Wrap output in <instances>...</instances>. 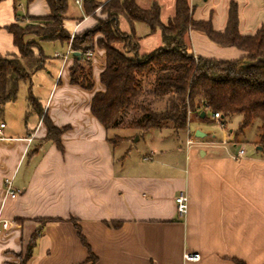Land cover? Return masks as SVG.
I'll use <instances>...</instances> for the list:
<instances>
[{
	"label": "crops",
	"instance_id": "0c3cea01",
	"mask_svg": "<svg viewBox=\"0 0 264 264\" xmlns=\"http://www.w3.org/2000/svg\"><path fill=\"white\" fill-rule=\"evenodd\" d=\"M70 1L66 26L72 33L90 29L95 18L86 15L84 5L85 15L80 17ZM137 2L143 8L158 3L164 23L175 15V0ZM232 2L238 4L241 34L253 35L264 27V0H189L193 17L210 20L217 31L226 29ZM50 13L47 0L0 1V55L18 52L8 25ZM125 20L120 28L129 32ZM135 30L141 37L140 54L148 53L144 47L152 51L163 44L159 29L151 33L146 24L137 22ZM187 41L196 56L232 60L245 54L236 47L217 45L198 31H190ZM52 43L56 51L52 57L44 52L45 68L32 74L27 85L18 128L2 120L0 218L10 221V227L0 233V264L18 263L17 255L44 218L56 220L43 226L26 264H93L71 217L78 220L98 264H237L235 259L264 264V147L259 140L254 152L245 150L238 159L236 133H225L220 141L189 137L182 144L161 136L145 145L142 155L124 147L117 153V147L132 138L122 136L113 143L111 129L91 111L94 95L105 90L101 82L105 50L98 46L92 50L94 86L88 90L71 83L74 55L68 44ZM38 74L40 82H48L43 98L34 89ZM30 94L54 125L67 127L61 135L62 150L47 139V128L31 107ZM7 178L20 190L18 195H5ZM181 191L189 196L184 216H179L175 202ZM112 221L121 225L109 226ZM186 253L201 258L189 261Z\"/></svg>",
	"mask_w": 264,
	"mask_h": 264
},
{
	"label": "trees",
	"instance_id": "16d2710c",
	"mask_svg": "<svg viewBox=\"0 0 264 264\" xmlns=\"http://www.w3.org/2000/svg\"><path fill=\"white\" fill-rule=\"evenodd\" d=\"M2 1V0H0ZM31 1V0H30ZM51 13L29 17L35 23L23 25L21 20L7 26L13 35L17 53L0 55V122L6 105L16 100L20 83L31 81L35 72L45 68L48 57L40 43L26 41L35 35L41 41L70 42L72 31L66 26L67 0H47ZM101 7L106 18L95 17ZM86 15L96 19L90 29L74 33L71 49L74 55L70 67V80L74 85L92 89V60L87 56L95 46L106 52V67L101 73L105 90L94 95L91 104L93 115L107 128L134 129L139 137L153 129L169 128L178 135L187 130L193 120L207 119L208 112L219 113L222 119L234 114L242 116L240 130L259 121V144L264 147V27L253 35L239 31L238 4L232 2L226 29L217 31L210 20H196L189 0H175V15L167 23L161 20V6L153 3L141 7L137 0H107L99 3L85 0ZM130 24V31L120 28V17ZM146 24L153 33L160 30L163 44L151 52L140 54L141 37L135 23ZM190 31L205 34L213 43L236 47L244 51L237 59H217L194 55L187 36ZM95 36H99L95 42ZM118 44H123L119 47ZM31 107L42 117L47 128V139L63 149L61 135L67 127H57L30 94ZM204 112V117L201 113ZM222 123H226L222 120ZM113 143L117 139H110ZM54 218L39 219L21 253L19 264H26L33 255L43 226ZM82 243L88 248V260L98 264L97 257L84 237L78 220L71 217ZM119 227L120 221L107 223ZM237 264H245L235 259Z\"/></svg>",
	"mask_w": 264,
	"mask_h": 264
},
{
	"label": "rangeland",
	"instance_id": "374dc122",
	"mask_svg": "<svg viewBox=\"0 0 264 264\" xmlns=\"http://www.w3.org/2000/svg\"><path fill=\"white\" fill-rule=\"evenodd\" d=\"M147 1L148 0H140L141 3H144ZM70 3H71L69 4L70 8L73 9L74 12L79 14L80 17L85 15L83 11V5L82 6L76 5L74 3V0H71ZM95 15H96L95 17L97 18H101V19L106 18V14L102 12L101 7L95 10ZM125 21H126L125 18L121 16L120 25L122 24V26H124ZM21 22L23 25H25V24L35 23L36 21L28 17L24 19L23 21L21 20ZM95 22H96V19H95ZM28 37L33 38L32 40H28V42L35 41V42L40 43L41 41L37 36L32 35V34L27 35L26 39ZM98 37L99 36H95V42L97 41ZM149 39L152 41V39H155V36H152ZM118 46L123 47V44H118ZM42 48L44 52L50 57H52V54L56 51V45L48 41H46V43L45 42L42 43ZM142 49L145 52L151 51L150 49L149 51H147L148 49L146 50L145 47ZM44 72L45 70L42 71L41 73H44ZM40 77H41L40 74H38L35 77L34 89L43 98V94L47 88L48 82L47 80L40 82L39 81ZM28 83L30 85L29 81H22L20 83L19 93H18L16 100L6 105L5 111L2 115V120H5L9 127L18 128L20 124V113L22 112V110H25L26 108L25 101L28 96V86H27ZM222 120L226 122L225 126L222 125ZM241 122H242V116L240 114H234L229 118L222 119L221 117L215 118L211 112H208L207 119H204V120L197 119L191 122L190 124L191 133H188L187 130H183L179 132L178 135H176L175 133H173V130L166 128L161 131L159 129H153V130L148 131L145 135H143V137H139L137 135V132L134 129L119 128V129H111V134L114 137V139H117V140L122 139V136H126V135L132 138V139H128L122 142L120 146L117 147V150H116L117 153L119 149H122V147H124L125 150L131 149L132 153H137V154L142 155L146 151L145 145H148L149 143L153 142L154 140H156L157 138L161 136H167L169 138H174L176 142H180V144H182V142H186V140L189 139V137L193 138L196 141H209L212 138L220 141L224 139L225 133L227 134L236 133L237 139H238L237 141H239V143L235 148L239 150L240 148L244 147L245 150L248 152V154H250V152L252 153L255 151V143L259 140V129H258L259 121H255L250 126L243 129V131L240 130ZM197 130L201 131L205 135L202 137H197L195 135ZM137 138H140V139L137 140ZM261 153L262 155H264V150ZM40 226H41V223L38 222V228ZM27 242L28 241H26V244ZM21 253L23 254L25 253L24 249L22 252H20L17 255V258H18L17 264L20 263L21 257L19 255Z\"/></svg>",
	"mask_w": 264,
	"mask_h": 264
},
{
	"label": "built area",
	"instance_id": "2783aa9c",
	"mask_svg": "<svg viewBox=\"0 0 264 264\" xmlns=\"http://www.w3.org/2000/svg\"><path fill=\"white\" fill-rule=\"evenodd\" d=\"M76 3L79 5V6H82L84 5V1L85 0H75ZM73 36H74V33L72 34V37H71V40H70V43L68 44V52H72V49H71V42H72V39H73ZM94 55L93 51H88L87 53V56L89 58H92ZM55 56H60V54L56 53ZM67 55H65L64 57H66ZM214 117L215 118H220L221 115L219 113H215L214 114ZM223 126H225V123L222 124ZM5 127V123L3 122H0V139L3 138L2 135H3V129ZM189 143V141H188ZM245 153V148L242 147L238 150V153L237 155L235 156V159H238L240 157H242ZM145 160H149L150 157L149 156H145L144 157ZM4 187H5V195L6 196H16L20 193V190L19 189H16L14 188L13 186V180L12 179H9L7 178L5 181H4ZM175 202H176V209H177V212L179 214V216H184L187 211H188V206H189V196L187 194L186 191H181L175 198ZM10 227V221L6 220V219H1L0 218V233L2 232V230H6ZM185 258L186 260H189V261H198L200 260V254L198 253H186L185 254Z\"/></svg>",
	"mask_w": 264,
	"mask_h": 264
},
{
	"label": "water",
	"instance_id": "95a60500",
	"mask_svg": "<svg viewBox=\"0 0 264 264\" xmlns=\"http://www.w3.org/2000/svg\"><path fill=\"white\" fill-rule=\"evenodd\" d=\"M74 55L80 57V56H81V53L78 52V51H75V52H74ZM261 62H264V60H258V61H256V62H254L253 64H259V63H261ZM204 115H205V113L202 112V113H201V117H204ZM195 135H196L197 137H202V136H204L205 134L202 133L201 131L197 130L196 133H195Z\"/></svg>",
	"mask_w": 264,
	"mask_h": 264
}]
</instances>
